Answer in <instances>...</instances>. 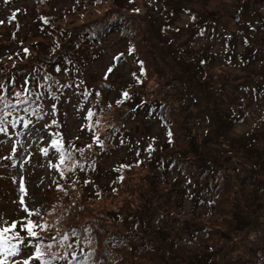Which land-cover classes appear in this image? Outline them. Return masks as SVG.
<instances>
[{
  "label": "rangeland",
  "instance_id": "rangeland-1",
  "mask_svg": "<svg viewBox=\"0 0 264 264\" xmlns=\"http://www.w3.org/2000/svg\"><path fill=\"white\" fill-rule=\"evenodd\" d=\"M124 2L125 8L121 5L114 6L111 0H50L48 6L43 5L40 14L38 6L33 7V15L31 11L29 13L32 0H7L5 5H0L1 19L7 16L9 9L26 4L23 14L11 15L10 19L6 20V23L13 26L10 28L14 34L11 39L17 41L26 37L23 53L35 52L37 44L43 47L51 45L50 53L56 52L42 67L30 63L33 72L30 75L31 81H27L26 93L16 91L15 96H12L13 100L10 97L4 102L0 101V127L4 129L0 131V217L9 224L31 219L37 225H45L44 228L36 229L39 237L43 238L39 245L42 248L48 244L52 245L51 249L45 248V257L57 251L61 254L68 253L71 248H75L86 250V264H118V257L123 258L120 264H133L129 257V247L132 249V246L140 241L142 233L139 225H130L132 228L127 231L132 237L128 238L117 235L104 236L101 229L87 227L82 233L77 231L76 234L70 235L65 240L64 247L61 232L69 226H82L91 216H95L94 220L97 222L113 225L114 231L124 230L131 222V216L128 215L130 209L141 206L135 195L133 200L129 197L131 192L138 189L145 191L146 197L156 203L155 197L160 193L151 192L155 188L149 185L152 178L146 164L150 161H145L140 167L136 162L141 154L147 155L148 146L145 139H151L153 136L159 139L154 138L156 144L160 141L158 147L172 142L168 143L171 148L169 152L172 154L190 149L191 141L186 138L185 131L180 129L186 111L180 110L176 99L172 100V90L176 92L172 87L179 85L182 71H186L187 75L188 72L199 75L197 66L188 63L191 58H198L203 66L205 61L207 66L203 69L204 78L212 76L215 83H221L222 78L224 82L227 78L226 94L222 91L223 96L231 97L233 94L235 97L236 92H232V86L243 82L249 75L247 70L240 69L241 66H232L233 61L229 63L227 60L228 64H223L225 59H231L227 48L235 43L234 47H238L237 51H240L252 42L254 46L264 49V0ZM32 16L34 23L32 21L30 24ZM20 21L25 24L22 29H19ZM41 22L50 25H47L46 30H40ZM75 27H78L77 30L73 29ZM67 28L71 31L68 35ZM203 29L205 33L200 32ZM4 32L5 30L0 28V59L7 54L20 53L18 46L13 42L3 41ZM76 34L79 36L76 37ZM227 34L236 37V42L226 38ZM69 38H73L70 44H66L71 48L70 52L85 56L81 60L80 68L72 71L59 64L58 60L60 52L63 51L61 43L64 44ZM162 44L179 52L189 46L191 52L186 50L187 53H182L180 57L186 65H176L169 57L172 52L167 50L166 56ZM129 54H135L136 58L140 57L146 64L148 72H143L141 81L144 83V93L164 95L168 99V112H164L161 118L148 112L147 116H142L143 113H131L123 103V94L133 91L136 87L130 78L134 79L132 75L137 72L135 67L138 64ZM247 55L234 57L236 65H255L254 58H247ZM261 62L264 63V60ZM109 68L112 69L111 72L108 71ZM168 81L170 83L166 88L164 84ZM59 82H68L70 88L66 90L65 87L56 95L47 94L48 90L58 86ZM63 85L67 84L61 83L60 87ZM206 90L191 81L188 92L191 97L195 96L198 105L194 110L208 109L211 106L205 95ZM239 94L243 102L247 101L244 89ZM227 101L231 100L225 98L224 102ZM249 106L245 122L242 124L241 120L236 121L229 133L230 137L241 136L251 132L254 126L261 127L258 131L260 138L255 143L256 152L259 141L264 147V119L255 124L262 110L264 111V103ZM112 126L114 131L111 130ZM201 131L198 132L199 136ZM58 140L68 143L63 164H60L59 152L52 146L53 142ZM107 141L113 142L112 150L96 160L90 158L92 152L104 147ZM152 142L153 140L149 141ZM165 153L168 152H157L154 155ZM235 156L242 161L247 160L244 152L236 151ZM75 160L77 161L72 167V161ZM56 162L65 173L58 172ZM87 164L89 172L83 169ZM126 164L129 165V171L125 173L126 180L122 179L121 184L115 183L116 170L125 171ZM257 165L262 166L264 162H256L255 166ZM184 167L185 165H173L172 161L169 162L165 167L166 180L177 183V187L189 184L185 173H192L195 169L184 171ZM224 171L221 170L222 173ZM229 174L233 179L223 183L224 195L221 197H225L226 201L218 203V214L224 218L214 216L203 221V224L215 228L210 232L209 238L213 240L217 257H225V252L232 248L238 249L247 237L255 238L257 231L258 239L264 240V192L256 194L257 190L249 187L235 194L233 186L235 182L240 184V179L233 172ZM66 175H70L69 178L65 179ZM80 176L89 177L91 183L85 178L81 180ZM21 186L26 189L27 195L21 192ZM163 187V183H160L155 192ZM22 197L29 211H38L39 215L28 216L24 205L20 203ZM234 197L239 200L238 209L230 205ZM188 207L190 201L186 200L184 209L188 210ZM113 208L121 210V220L119 218L114 221L107 217L106 212H111ZM182 209L177 208L176 212L183 214ZM218 217L221 220L217 221ZM16 231L20 232L19 224ZM231 240L235 243L231 244ZM23 252L30 254L32 251ZM233 253L238 254L237 251ZM21 255L22 251L19 252V258ZM136 262L159 263L150 255ZM69 263L71 264L70 261ZM30 264H40V261H31Z\"/></svg>",
  "mask_w": 264,
  "mask_h": 264
},
{
  "label": "trees",
  "instance_id": "trees-1",
  "mask_svg": "<svg viewBox=\"0 0 264 264\" xmlns=\"http://www.w3.org/2000/svg\"><path fill=\"white\" fill-rule=\"evenodd\" d=\"M49 1L50 0H32L29 13L30 11L32 12L33 7L38 6V12L40 14L43 5L48 6ZM124 1L125 0H111L114 6L120 7L121 5L122 8H125L123 7L125 3ZM6 2L7 0H0V5L3 6ZM25 8L26 4L9 9L7 16L0 19V28L5 30L3 33V36L5 37L3 41L13 42L16 46H18L17 48L20 51V53L16 55L7 54L0 59V101L2 102L10 97V99L13 100L12 96H15L14 93L16 91L22 92L23 94L26 93L28 88L27 81H31L30 75L33 72L32 67L29 66L30 63L33 62L36 63L38 67H42L48 63L46 62L47 59H49L51 55L54 56V53H56H50L51 51L49 49L51 48V45L43 47L42 45L37 44V50L35 52L25 54L22 52V49L25 48L23 42L26 37L20 38L17 41L11 39L14 34H12V30H10V28L13 26L9 25L10 23H6V20L10 19L11 15L16 16L17 14H23ZM193 15L195 16V14ZM32 21L34 23L33 16L30 20V24ZM39 25H41L40 30H46L47 25L50 24H42L41 22ZM24 26L25 24L20 21L19 29H22ZM77 28L78 27H75L73 29L77 30ZM69 32H71L70 29L69 31H66V34L68 35ZM200 32L205 33V30H200ZM173 33L176 34L175 32ZM227 35L228 36H225L226 38L236 42V37L232 36V34ZM77 36H79V34H76V37ZM71 40H73V38H69L64 44L61 43L63 51L60 52L61 55L58 60L60 61L59 64L67 66L68 69L72 71V69L80 68L79 66H81V60L85 58V56L79 53L70 52L71 48L66 44H70ZM231 43L232 42H230V44ZM234 46L235 43H232L231 47L233 49L231 47L227 48V51L230 53L229 58L231 59H225V63L223 64H228L227 60L229 63L230 61H233L232 66H241L242 68L240 69L247 70L246 72L249 76H247L246 79L244 78L243 82L232 86L231 90L232 92H236V96L234 97V95L231 94V97L228 95L225 97L231 100L227 101L230 104L224 102L225 98L223 96V92L226 94L225 86L228 84V79L226 78L227 81L224 80L223 82L222 78L221 83H215L216 81L213 80L212 76L204 78L203 69L204 66L206 67L207 65L205 61H203V64H205L204 66L200 64L201 60L198 58L193 57L188 63H192L197 66V72H199V75L195 76L189 72L187 75L186 71H182V76L179 78V85L172 87V89H175L176 92L171 88H168L173 91L172 100L175 101L176 99V102L179 103L178 107H180V110L186 111L182 118V128L180 129H182L183 132L185 131L184 134L189 142L191 141V144L188 151H177L175 154H172L169 152V149L171 148H169L168 145V143L171 144L172 142L166 141L168 143L158 147L160 141L156 144L154 140V138L159 140L158 138L154 136L151 137V139L149 138L150 140H153L152 143H149L150 140L148 138L145 139V141H147L146 146H148L147 155L144 156L141 154L137 159L136 164L138 163L137 166L140 167L139 165H143L145 161H150V163L146 165L149 167L152 178V182H150L149 185L152 188H155V190L152 189L151 192L160 193V195L155 197L156 203L155 201L153 202L152 199L149 200L145 195L147 193H145L142 189L135 190L129 194V197L133 200L135 199V195V197L139 199L138 201L141 206H135L133 209H130V213L128 215L131 216V222L124 230L120 229L118 231H114L115 229H113V225H108L109 223L101 221L97 222L94 220L95 216H91L90 220L85 221L82 226H69L68 229L66 227L65 230L61 232L63 233V237L67 236L68 238L70 235L76 234L77 231L82 233L85 228L90 227L95 228L96 230L101 229V234L104 236L117 235L122 238H128V236H132L127 230L132 228L130 226L131 224H135L137 226L139 225L142 236L140 241L132 246V249L129 247V257L133 264H137L136 261L142 260L147 255L154 256L159 261L157 264H218V262H220V264H264V240L258 239V231L255 232V238L251 239L250 237H247L243 245L238 247L236 246L238 249L232 248L228 252H225V257L220 255L217 257L215 256L216 253L212 242L213 240L209 238L210 232L215 230V228L203 224V221L211 219L214 216H220L218 214L220 211L218 209V203L220 201H226L225 197L222 199L221 197L224 195L223 183H228L232 178L229 174L230 172H233V174L238 176L240 179V184L235 182L233 186L235 194H238L240 191H245L247 190L245 188L249 187L257 190L256 194H259L260 191L264 192V165L255 166L256 162H264V147H262V143H260L261 141H259L256 146V152L254 151L255 143L260 138V133H258V131L261 127L255 128L254 126V130L252 129L251 132L241 136L230 137L229 133L231 127L236 121L241 120L242 124L245 122V118L248 115L246 114L247 109L250 107L249 104L257 105L258 103L261 104V102L264 103V63L261 62L264 60V49L261 50L259 46H254L252 42H249L248 45L244 46L243 49L241 48L240 51H237L238 47ZM162 47H164V53L166 56L167 50L172 52L170 53L172 56L169 57L176 65H186L185 61H182L180 57L187 53L186 50L191 52L189 46H187L184 51L181 50V52L176 51L171 46L165 47V45L162 44ZM233 50L235 51V54H233ZM240 54H248L247 58H254L253 60H255V65L247 63L243 65H236L237 63L234 57H238ZM129 56L134 58L135 63L138 64L137 67H135L137 72L132 75L134 76V79L131 80L130 78V81H132L136 87L133 91L128 93V98H123V103L126 104V108L131 111V113H143L142 116H147L148 112L150 115L157 114L158 117L161 118L164 112H168V99L164 95L161 96L144 93V83L141 81L143 80V72H148L146 70V64L140 57L136 58L135 54H129ZM185 75L187 77H185ZM130 76L131 75H129V77ZM191 77L195 78L191 79ZM188 81L190 83L192 81L193 84H199L201 87L207 89L205 95L208 98V102L211 103V106L208 109L198 111L194 110V108L198 106L196 103L197 99L195 96H190L191 93L188 92L190 83H188ZM61 83H66L67 85L60 87ZM61 83L59 82L58 86H54L49 89L47 94L56 95L60 91H63V88L66 87V90L70 88V86H68V82ZM168 83L170 82L168 81L164 84V87L167 88ZM242 89H244V92L246 91L245 95H247L245 98L247 101L245 102H243V99L239 96ZM90 97H92V95H90ZM222 99L223 102H221ZM92 100L93 98H91V101ZM193 100H195L194 103L192 102ZM97 105H99V103H97ZM42 107L44 108V103L42 104ZM263 119L264 111L262 110V114L257 119L255 124ZM113 126L111 127L112 131L115 130ZM200 130H202L200 134L201 136L198 134ZM58 141L60 142L61 140ZM112 143L113 142L109 143L107 141L104 147L94 150L90 158H94V160H96L102 155H107L112 150ZM67 144L68 143L61 141V147L59 149L54 147L56 151L59 152L60 158L62 154L65 158V155L67 154ZM166 151L168 153L163 155H154L157 152ZM236 151L244 152L247 156V160L242 161L238 156H235ZM73 157L76 158L75 155ZM76 161L77 160L72 161V167H74ZM171 161L173 165H185L184 171L189 170V168L195 169L192 173H185V177L190 182L189 184L177 187V183L166 180L165 167ZM60 164L57 163L58 172L65 173V171L60 168ZM136 164L134 163V165ZM97 166L98 165L96 164V168ZM125 166V171L122 169L116 170L117 172L114 176L115 183L121 184L122 179L126 180L127 174L125 173L129 171V165L126 164ZM83 169L86 172L90 171L88 164L83 166ZM93 169L94 168L92 166V170ZM221 170L225 171L222 173ZM69 176L70 175H66L65 179L69 178ZM80 177L81 180L82 178H85L91 183V179L89 177ZM160 183H163L164 187L160 191L155 192L158 190L157 187L160 186ZM220 185L222 187H220ZM262 192L260 194H262ZM253 194L254 193H252V195ZM186 200L190 201V207L187 208L188 210L184 209ZM230 205H232L235 209H238V207H240L239 200L234 197ZM177 208H183V214L177 213ZM117 210L118 208L112 210L111 212H106L108 215L107 217L110 220L113 219L114 221L119 220V218L121 220V210ZM220 217L224 218V216ZM101 218L102 216H100V220ZM163 218L168 220H163ZM219 220H221V218L218 217L217 221ZM206 223H208V221ZM249 225L251 224L249 223ZM99 226H101V228H99ZM245 226L247 225L245 224ZM262 226L264 228V225ZM91 233L94 232L91 231ZM262 234H264V230ZM20 235L21 237L26 236V234L21 231ZM41 240H43V238H40L39 240H31L30 242L25 239V244L20 248L22 255L20 258L19 254L15 257H9V264H19L24 259H28L30 255H34L35 246L39 244ZM230 243L234 244L235 242L234 240H231ZM64 245L65 240H63V247ZM24 250L32 252L30 254L24 253ZM85 251L86 250L81 249L76 250L75 248H71L68 253L63 252L61 254L57 251L55 254L58 259L51 260V264H70L69 261L71 264H82V262L86 264L88 260L85 257ZM234 251H237L238 254L233 253ZM73 255L76 259L72 258ZM232 255L234 256L230 258ZM50 258L51 256L45 257V259ZM122 261V257L117 258L118 264Z\"/></svg>",
  "mask_w": 264,
  "mask_h": 264
},
{
  "label": "snow or ice",
  "instance_id": "snow-or-ice-1",
  "mask_svg": "<svg viewBox=\"0 0 264 264\" xmlns=\"http://www.w3.org/2000/svg\"><path fill=\"white\" fill-rule=\"evenodd\" d=\"M27 51V50H25ZM109 72L112 71L111 68L108 70ZM125 98H128V93L125 92L124 94ZM119 103V101H118ZM91 115V113H89ZM0 131H4L2 127H0ZM171 135V133H169ZM53 147L60 148V142L54 141ZM45 154H47V149L44 150ZM65 162L64 155H61V164ZM21 192L24 195H27L26 189L21 186ZM21 205H24L25 212L28 213V216H31L33 214L39 215L38 211L32 212L29 211L27 206L25 205V202L23 200V197L20 200ZM20 225V231L24 232L26 234L25 237H21L20 232H17V225ZM0 264H9V257H15L19 254L20 248L22 245L25 244V239H27L29 242L31 240H39V233L36 231L37 228H44L45 225H37L34 221L31 219H26V221L17 222L13 221L10 224L7 221H4L2 217H0ZM64 240H67V236L64 237ZM52 245L48 244L45 246L46 249H51ZM45 248H42L39 244L35 246V253L34 255H30L28 259H24L22 261V264H30L31 261H40V264H51V260L58 259L56 254H52L50 259H45L46 251ZM73 259H76V257L73 255Z\"/></svg>",
  "mask_w": 264,
  "mask_h": 264
}]
</instances>
